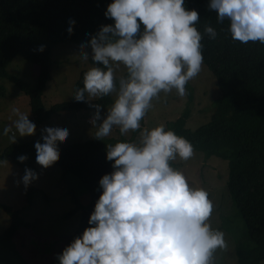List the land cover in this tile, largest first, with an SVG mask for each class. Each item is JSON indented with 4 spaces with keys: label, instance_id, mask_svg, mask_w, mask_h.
I'll return each mask as SVG.
<instances>
[{
    "label": "clouds",
    "instance_id": "9594fccd",
    "mask_svg": "<svg viewBox=\"0 0 264 264\" xmlns=\"http://www.w3.org/2000/svg\"><path fill=\"white\" fill-rule=\"evenodd\" d=\"M217 23L227 20V33L241 44L264 45V0H207ZM100 25L87 41L77 42L78 57L92 61L82 77V87L71 96L94 109L86 123L101 141L115 127L121 135L138 131L135 141L104 144L111 171L97 181L100 192L88 215L87 225L58 254L56 264H213L214 253L225 248L224 234L210 226L212 204L201 187L191 186L171 161L193 156L192 144L163 124L142 128L140 121L160 93L175 90L185 95V84L201 69L202 33L197 12L184 0H110ZM70 35L74 21L68 20ZM203 34L217 33L205 24ZM88 47V52L80 51ZM37 51H43L39 45ZM114 66L125 74L114 77ZM113 94L101 117L91 98ZM189 103V101H188ZM16 114L12 127L17 136L33 135L36 126L27 115ZM99 121V123H97ZM4 126L0 134H7ZM68 136L65 126H45L34 142L35 162L48 167L56 159V141ZM25 155L17 156L19 162ZM36 179L27 167L20 183Z\"/></svg>",
    "mask_w": 264,
    "mask_h": 264
},
{
    "label": "trees",
    "instance_id": "16d2710c",
    "mask_svg": "<svg viewBox=\"0 0 264 264\" xmlns=\"http://www.w3.org/2000/svg\"><path fill=\"white\" fill-rule=\"evenodd\" d=\"M110 0H0V77L12 81L29 99L31 122L39 125L49 116L81 109H93L84 101H63L49 107L41 114V97L49 81V56L61 43H75L94 34L100 25L110 24L103 16ZM186 9H194L198 15L196 28L202 33L200 41L202 64L216 81L219 94L213 102V112L207 123L195 130L184 127L187 110L174 121L165 125L175 134L187 139L193 151L200 152L205 159L215 156L225 161L227 173L225 190L230 205L242 220L241 235L232 238L237 264H259L264 261V45L259 42L241 44L230 39L227 20L217 23L215 13L207 8V0H184ZM74 21L72 32H66L68 20ZM212 26L217 36L209 39L203 34V26ZM43 45V51L37 47ZM20 56L37 66V83L31 89L5 71L7 65ZM89 62L92 63L89 58ZM79 73L74 85L82 87ZM0 87V95L2 94ZM105 108L111 103L110 95L95 98ZM89 125L88 123H86ZM136 133V132H133ZM128 140L102 138L83 143L56 145L58 154L51 165L61 170V179L75 177L84 187L88 202L80 204L72 188L66 187L73 208L65 218L79 212L75 231L66 238L60 250L74 237L79 236L92 211L100 192L97 181L101 175L111 171V161L105 159L104 144ZM34 142L14 145L3 149L0 159L13 163L23 174L25 167L34 171ZM25 155L23 162L17 156ZM0 209L9 217L10 223L0 234V264H29L12 244L19 228L27 226L6 206ZM234 236V235H233ZM60 250L56 253L58 254ZM48 264H56L55 257Z\"/></svg>",
    "mask_w": 264,
    "mask_h": 264
},
{
    "label": "rangeland",
    "instance_id": "374dc122",
    "mask_svg": "<svg viewBox=\"0 0 264 264\" xmlns=\"http://www.w3.org/2000/svg\"><path fill=\"white\" fill-rule=\"evenodd\" d=\"M80 51L88 52L90 57L88 47H81ZM78 55L75 43H61L53 48L49 56L50 79L45 84L41 97V114L52 105L73 101L71 96L80 71L92 66L89 60H81ZM5 71L31 89L36 86L37 66L20 56H16ZM124 74L123 66H114V77ZM0 87L3 89L0 95V132L4 126L10 127L7 134H0V154L10 144L20 145L40 140L41 129L45 126L62 125L67 128L68 136L63 141L57 140L56 145L83 143L95 138L94 129L86 124L94 109H81L53 114L36 126L33 135L17 136L13 141L17 133L12 124L17 117L12 109L15 108L30 119L29 99L7 78L0 77ZM218 94L214 77L202 64L198 74L185 84L184 96H177L175 90H172L166 94L162 92L153 99L152 106L140 121L141 127L151 128L157 124L165 126L187 110L184 127L195 130L209 121L213 102ZM94 99L95 97L91 98V101ZM110 99L112 101L113 94H110ZM105 109H100L101 117L105 114ZM138 131L121 135L114 127L103 138L128 140L133 134L135 136L132 141H135ZM170 163L172 167L183 172L191 186L201 187L208 193L212 204L208 222L211 227L223 232L226 245L224 249H218L214 253L213 264H237L232 238L237 239L236 236L241 235L242 220L230 205L225 190L226 162L215 156L205 159L200 152L193 151L190 159H176ZM34 172L36 179L24 188L20 183L23 174L18 167L0 159V203L16 212L27 224L26 227L18 229L12 238V244L29 264H48L78 225L79 212L65 218V214L73 208L66 187L74 190L82 205L88 202V196L85 187L75 177L68 176L66 180H62L61 170L56 165L41 167L35 162ZM9 223V217L0 209V234ZM259 264H264V261Z\"/></svg>",
    "mask_w": 264,
    "mask_h": 264
}]
</instances>
